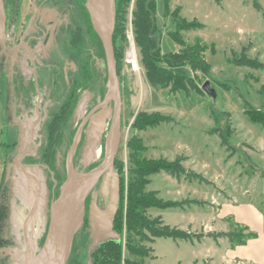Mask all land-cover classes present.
Segmentation results:
<instances>
[{"label": "rangeland", "instance_id": "374dc122", "mask_svg": "<svg viewBox=\"0 0 264 264\" xmlns=\"http://www.w3.org/2000/svg\"><path fill=\"white\" fill-rule=\"evenodd\" d=\"M134 1L129 0L124 8L123 35L117 40L121 135L116 158L123 163L124 181L119 264H253L238 258L233 250L256 237L257 232L247 222L233 215L228 217L219 213L224 204H233L234 207L249 205L255 215L243 208L239 216L247 215L253 227L260 223L264 230V123L252 121L244 109L246 101L252 108L264 112V0H256L261 7L259 11L252 0H168L166 6L165 0H154L161 52H178L182 49L181 45L170 38V32L178 34L186 44L194 46L198 58H203L210 65L209 74L203 75L200 70L194 72L189 65L176 67L173 71L194 77V82L200 88L208 80L209 88L215 92L214 97L204 90L203 94L193 90L170 93L167 88L152 87L147 82L134 40ZM181 20L193 21L198 27L181 28L178 25ZM245 47L247 57L259 61L262 65L260 68L232 63V57L239 56ZM0 67L4 72L5 61L4 65L0 62ZM90 70L85 76L83 74L76 78L80 82L79 86L88 81L95 85L98 81L99 72L94 67ZM78 89L76 93L79 97L70 120L74 133L63 160L64 181L69 171V148L79 128V135H83V124L89 112L100 101L96 92L92 96L85 88ZM61 96L59 93L52 98L53 101L50 99L51 102L47 104L50 106L45 105L48 101H42L39 112L47 115L53 107L52 103L56 100L63 102ZM44 99L46 101L48 98ZM0 100L3 107L7 100L6 92L2 91ZM7 106L10 121L3 120L0 124V156L6 160L10 155L8 162L23 156L20 161L24 165L14 166L0 193V212L6 213L8 221L6 223L3 218L4 222L0 225V245H10L9 256L13 257L10 264H41L48 253L49 243L46 237L41 246L39 241L46 229L47 219L49 222V202L53 200L51 197L54 195L56 180L54 173L47 170L48 164L28 161V156L36 153L42 140L41 136H37L34 141L36 149L32 151L33 146L26 132L23 130L20 133L19 125L24 123L26 126L34 118V113L30 116L27 114L32 108L21 112L18 108V116L14 117L12 109ZM154 112L170 117L171 120L144 129L133 126L140 115ZM218 132L225 136L231 149L222 146ZM132 137L140 139L144 148L137 154L140 160L177 159L184 169L179 179L163 170L147 175L145 191H153L162 200H198L201 203L183 204L177 208L149 207L144 215L150 219L159 217L164 224L186 232L187 238L153 237L145 232L150 240H143L136 232L127 230L126 191L130 170L127 141ZM14 142L15 146L12 145ZM85 147L84 140L78 156H75L77 145L75 147L71 159L74 172L80 170V155ZM97 151L99 154V142L95 141L86 153L87 160H97L100 157ZM190 173L201 175L209 183L199 182L195 178L186 179L184 175ZM49 174L53 180L51 190L47 182ZM64 181L57 188L56 198ZM33 185H36L34 190L31 189ZM29 197L33 201L32 206L28 203ZM228 231L240 233L232 240L227 236L214 238L208 234ZM89 235L87 225L75 234L69 257L75 252L76 258L69 264H90V257H86L92 243ZM241 241L243 244H239ZM133 247L134 252H131ZM143 252L146 255H139ZM6 261V258H2L0 264H6Z\"/></svg>", "mask_w": 264, "mask_h": 264}, {"label": "trees", "instance_id": "16d2710c", "mask_svg": "<svg viewBox=\"0 0 264 264\" xmlns=\"http://www.w3.org/2000/svg\"><path fill=\"white\" fill-rule=\"evenodd\" d=\"M128 1L129 0H114L115 13L112 42L116 62V74L119 73V46L117 45V40L121 37V35H123L122 16L124 8L127 5ZM167 1L168 0H165V6L167 5ZM252 1L254 7L259 11L261 9L260 5L256 2V0ZM155 12L156 5L154 0L134 1V11L132 15L134 40L139 51L141 64L145 71L147 82L152 87H159L161 89L167 88L170 93L193 90L197 93L203 94L202 88H200L194 82V77L182 73H177L173 71V69L179 66L189 65L192 71L195 72L196 70H200L203 75L207 76L209 74L210 65L203 58H198L194 46L186 44L178 34H175L173 32L168 33L170 38L177 44L181 45L182 49L178 52L162 53L159 44V39L157 36L158 30ZM178 25L184 29H193L195 27H198L197 23H194L193 21L188 22L184 20L179 21ZM246 49V47L243 48L239 56L234 55L231 59L232 63L237 66L260 68L262 65L259 61L247 57ZM98 53L99 56L104 59V50L100 41L98 42ZM91 60L93 61L94 59L92 58ZM93 67L98 71V69L95 67V64L92 65L91 69H93ZM91 71L92 70H90V72ZM98 72L100 75L95 85L91 84V82L88 81L86 84L79 86L80 82L78 80H75L73 83L75 87L72 88L71 91H67L66 89H64L62 92H59L62 95L61 98H63V102H61V100H56V102L52 105L53 107H51V109L49 110L46 121L40 127V134L42 137L41 144L34 155L28 156V161L33 164L38 162H44V164H48L47 170H51L54 173L56 186L53 189L54 195H52L51 200L56 198V192L58 190L57 188L65 179L63 160L74 133L70 120L72 119L71 116L73 114L74 107L77 103V98L79 97V95L76 93L78 88H85L92 96H94L96 92L97 94H99L100 99H102L105 94L106 67L104 66L103 69ZM53 108L56 110L52 111ZM244 109L245 113L249 116L252 121L264 123V112L252 108L246 101L244 103ZM170 120V117L164 116L158 112H154L150 115H146L143 113V115H140V117L134 122L133 126L138 129H144V127L146 126H154L160 122H166ZM218 135L222 146H225L226 149H231V146L228 145L225 136L221 132H218ZM83 141L84 140L82 139L78 143L77 153H75V156L79 155L80 149L83 145ZM12 145H14V143H12ZM127 147L130 150V153L128 155V161L130 162V170L129 175L127 177L128 187L126 191V204L128 207L126 213L128 217L126 221L127 230L130 232H136L138 235L141 236V238H143V240H150V237L145 232H148L153 237L187 238L188 234L186 232L164 224L159 217H156L155 219H150V217H146L144 215L145 210L149 207H157L164 209L170 207H182L183 204L188 203H201V201L198 200H162L157 198L153 191H145V185L148 182L147 175L149 174H153L163 170L168 174L172 175L173 177L179 179L182 173H184V169L181 167L179 160L175 159L174 161H167L163 158H141L142 160H140L137 154L144 148L140 144V139L136 137H132L127 141ZM102 157L103 147L100 154V158L90 164L89 167L96 166L101 161ZM114 168L118 172L120 179V199L118 210L113 221V228L122 237L121 201L123 199L124 181L122 178L123 163L120 159L115 158ZM184 177L188 180H193L195 178L199 182L209 183V181L204 179L201 175L194 173L184 175ZM47 182L51 190L53 180L50 178V174L49 178H47ZM3 184L4 183L2 179L1 190ZM3 218L6 220L7 223L8 221L6 213L4 214V211L0 212V225L4 222ZM47 225L48 219L44 234L42 235V238L39 241L40 246L43 244L44 239L46 237ZM239 233L240 231H228L208 234L212 235L214 238H217L219 236H227L230 240H232V238L237 236V234ZM250 236L252 237L253 235L250 234ZM121 240L122 238H120L119 240H107L101 242L92 248L89 255L87 251L86 257H90L92 264H119ZM239 244H243L242 241ZM130 250L131 252H134V247ZM139 255L144 256L146 255V252H143ZM75 258V252H72L69 257L70 260L67 261V264L75 260ZM75 264L79 263L77 262Z\"/></svg>", "mask_w": 264, "mask_h": 264}, {"label": "flooded vegetation", "instance_id": "af4514ba", "mask_svg": "<svg viewBox=\"0 0 264 264\" xmlns=\"http://www.w3.org/2000/svg\"><path fill=\"white\" fill-rule=\"evenodd\" d=\"M86 1L2 0L4 9V33L2 36L6 47L4 88L8 100L5 102L9 105V109H12L11 112L14 117L18 116V108H20V112L23 109L28 108L29 110V107L32 108L29 110L30 113H27L29 116L34 113V118L31 122H28L26 126L24 123L19 125L20 133L23 130L26 132V137L33 146L32 151L36 149L34 141L37 136H41L40 127L46 121L48 115V113L43 115L42 112H39L40 106L42 107L40 105L41 102L48 101L45 105L50 106L47 105L51 102L50 99L52 100L57 93L59 94L64 89L71 91L75 87L73 83L76 78L83 74L85 76L87 71L90 73L92 65L95 64L98 71L104 67V59L98 53L97 44L100 39L92 28ZM96 40L97 42H95ZM92 58L94 59L93 61L91 60ZM32 92L34 93L33 96ZM44 97L48 99L44 101ZM86 123L87 121L83 124V135H79L80 138L78 139L82 138L86 143L89 139L87 136L90 137L89 150L92 148L93 142H99V154H101L108 124L105 131L101 134L100 127L89 132ZM16 134H18L17 128ZM83 154L84 151L81 158ZM96 154H98V151ZM97 160H88L84 166L81 159L79 172L90 170L93 167H89V165ZM99 181L86 196L85 215L78 231L84 225H87L90 230L88 218L91 192L98 190ZM33 187L35 189L36 185H33ZM97 205L103 206L102 198L99 194H97ZM1 246L8 247V250L7 253L0 252V259L6 258V264H10L13 259V257L9 256L10 245L8 246L5 243Z\"/></svg>", "mask_w": 264, "mask_h": 264}, {"label": "water", "instance_id": "95a60500", "mask_svg": "<svg viewBox=\"0 0 264 264\" xmlns=\"http://www.w3.org/2000/svg\"><path fill=\"white\" fill-rule=\"evenodd\" d=\"M114 0H87L86 7L90 14V21L93 30L99 37L103 50V66L106 67V91L102 100L93 108L87 116V129L89 132L100 127L101 134L107 131L103 142V157L101 161L86 172H74L70 176L75 179L73 192L65 204L62 218L59 223L55 221L56 201L62 195V188L69 179V171L66 180L60 187L58 197L50 202L49 222L47 228L46 241L49 243L48 253L41 264H66L75 233L81 227L85 215V199L88 193L99 181L98 190L91 192L89 204V225L90 239L92 243L88 249V255L92 248L107 240H119L120 234L114 230L113 221L118 210L120 199V179L119 174L114 168L120 144L121 127V95L116 74V62L114 56L112 34L114 29ZM0 12L3 14V4L0 0ZM0 30V34H1ZM3 34V33H2ZM96 61L97 58H95ZM208 95L214 97L215 92L209 88L206 80L202 85ZM109 122V123H107ZM80 128L69 148L68 162L72 166V156L78 142ZM90 139V137L87 136ZM89 139L82 157L84 166L87 163L86 153L89 150ZM14 162H8L5 167L3 183H6L15 165L22 166L20 158ZM16 163V164H15ZM68 166V164H67ZM97 194L102 198L103 206L97 205ZM8 247L0 246V252H7ZM90 264L91 261H89Z\"/></svg>", "mask_w": 264, "mask_h": 264}, {"label": "crops", "instance_id": "0c3cea01", "mask_svg": "<svg viewBox=\"0 0 264 264\" xmlns=\"http://www.w3.org/2000/svg\"><path fill=\"white\" fill-rule=\"evenodd\" d=\"M3 14H4V9H3ZM3 14L0 12V23H1V28L0 29L2 32L0 34V62H3L4 65V61H5V51H6V47H5V42H4V37L2 36L4 33L3 29H4V19H3ZM24 14V13H23ZM0 67V97L2 94V91L5 92V88H4V72L1 71ZM2 100V98H1ZM0 100V124L1 122L4 120L6 122H9V112L7 111V103L4 101V106L2 107L1 105V101ZM5 108V110H4ZM9 156H7L6 160H3V158H1L0 156V191H1V185H2V179H3V170H5V164H7ZM32 190H34L33 186L31 187ZM29 205L32 206V199L31 197L28 200ZM243 208H247L249 211H251L253 214V209L249 206V205H242V206H238V207H234L233 204H224L221 207L220 213L222 216L224 215H228V217L230 215H233L234 217H236L238 220L243 221L244 223L248 224L254 231L257 232V236L247 240L242 246L236 247L233 251L234 254L238 257V258H242L246 261H250L253 264H264V230L263 228H261L262 226L259 224L255 225L256 227H253L254 225H252L250 222L251 219H249L246 216H239L240 213H242ZM255 215V214H254ZM260 220V219H259ZM261 222V220H260ZM262 229V230H261ZM1 260V259H0Z\"/></svg>", "mask_w": 264, "mask_h": 264}, {"label": "bare ground", "instance_id": "6f19581e", "mask_svg": "<svg viewBox=\"0 0 264 264\" xmlns=\"http://www.w3.org/2000/svg\"><path fill=\"white\" fill-rule=\"evenodd\" d=\"M68 170L70 173L69 179L67 180L66 184H64V186L62 188V195H61L60 199H58L56 201V207H55V211H54V215L56 217L55 218L56 223H59V220L62 218L63 210L65 208V204H67V202H68V200H69V198L73 192V189L75 187V179L72 178L70 181V176L73 173V168H72V166H70V163L68 164Z\"/></svg>", "mask_w": 264, "mask_h": 264}]
</instances>
